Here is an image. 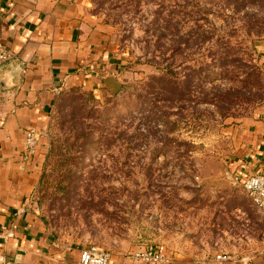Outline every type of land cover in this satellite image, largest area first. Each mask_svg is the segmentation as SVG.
I'll return each mask as SVG.
<instances>
[{"label":"rangeland","instance_id":"1","mask_svg":"<svg viewBox=\"0 0 264 264\" xmlns=\"http://www.w3.org/2000/svg\"><path fill=\"white\" fill-rule=\"evenodd\" d=\"M88 1L90 13L108 26V47L116 58L106 68L110 79L99 86L60 90L48 125L64 120L67 133L73 114L75 120H81L90 113L83 92L91 91L103 103L121 84L155 72L153 66L143 63L147 59L160 64L173 61L182 68L188 63L183 62L184 56L193 53L200 61L205 29L222 22L209 10L210 4L222 0H140L139 6L130 0ZM258 18L264 22V10ZM165 19L170 20L167 26ZM2 32L0 21V38ZM246 37L239 28L233 39L241 43ZM256 49L261 82L252 80L250 65L244 62L233 68L229 79L205 87L229 89L243 98L249 93H264V38L257 39ZM117 60L121 64L114 68ZM232 105L235 116L222 123H210L200 130L180 125L171 134L177 138L174 148L159 153L140 152L148 146L146 142L134 148V143L106 134L117 128L114 121L101 124L87 140L86 152L75 153L70 163L55 172L57 180L65 173L66 181L47 177L36 184L33 202L48 232L64 246H98L110 253H127L139 244L162 246L171 257L174 252L246 257L260 251L264 247V219L231 175L239 153L237 126L264 101L248 106L246 100L239 99ZM198 108L215 109L209 104ZM89 122L86 119L80 127L88 129Z\"/></svg>","mask_w":264,"mask_h":264},{"label":"crops","instance_id":"2","mask_svg":"<svg viewBox=\"0 0 264 264\" xmlns=\"http://www.w3.org/2000/svg\"><path fill=\"white\" fill-rule=\"evenodd\" d=\"M89 5L88 0H0V41L10 56L0 66V251L14 264H78L80 249L56 241L33 202L48 138H42L31 160L22 161L21 153L27 128L47 129L62 88L93 89L110 79L106 68L116 57L108 47V26ZM237 128L239 153L232 173L264 174V105ZM22 206L26 211L17 215ZM144 247L114 251L109 264H137L132 254ZM216 254L174 252L171 264H215ZM222 264H264V247Z\"/></svg>","mask_w":264,"mask_h":264},{"label":"trees","instance_id":"3","mask_svg":"<svg viewBox=\"0 0 264 264\" xmlns=\"http://www.w3.org/2000/svg\"><path fill=\"white\" fill-rule=\"evenodd\" d=\"M130 1L139 6L140 0ZM209 10L215 11L222 22L219 26L211 24L209 29H205V47L200 61L192 57L193 53L189 54L190 57L184 56L183 62L188 63L182 68L180 63L175 64L173 61L165 60L160 64L147 59L143 63L153 66L155 72L143 79L121 84L120 90L107 96L103 103L91 91L83 92L87 96V103H90V113L81 120H75L77 116L73 114L68 133L64 129V120L56 119L49 123V144L38 176L40 182L47 177L56 181L55 172L65 163H70L75 153L86 152L87 140L100 130L101 124L110 125L114 121L117 128L106 134L125 139L128 144L134 143V148L146 142L148 146L139 149L143 150L140 152L159 153L174 148L177 138L171 134L180 125L200 130L210 123H222L234 117L231 106L239 99L243 102L246 100L248 106L259 105L264 101L263 92L249 93L243 98L241 93H231L229 89L209 90L205 87L208 83L229 79L233 68L244 62L250 65L251 72L248 75H252V80L261 82L262 71L257 61L260 54L256 42L264 38L261 37L264 22L258 18L264 10L263 0H222L210 4ZM164 21L166 26L170 22L169 19ZM239 28L246 33L247 37L243 40L246 43L233 39ZM230 30L233 32L230 33ZM180 46L181 42L176 47ZM200 87L201 91L198 90ZM200 104H209L215 109H200ZM86 119L90 120L86 125L88 129L80 127ZM68 168L72 169V166ZM59 177L57 182L66 181L67 175L62 173Z\"/></svg>","mask_w":264,"mask_h":264},{"label":"built area","instance_id":"4","mask_svg":"<svg viewBox=\"0 0 264 264\" xmlns=\"http://www.w3.org/2000/svg\"><path fill=\"white\" fill-rule=\"evenodd\" d=\"M9 53L3 43L0 42V61L9 58ZM47 129L37 127H29L24 132L23 150L21 153L22 161H29L37 153V149L42 138H48ZM231 179L234 183H239L247 196L251 199L254 206L264 219V174L255 173L245 177L238 174H232ZM26 211V207L22 206L17 209L16 214H22ZM12 227L7 232L8 236H12ZM6 228L5 226L3 227ZM133 258L137 264H171L172 257L159 245H150L133 252ZM231 255L226 253H217L214 257L215 264H222L226 260H230ZM110 252L98 246L84 247L80 249L78 264H109ZM0 264H14L8 259L3 252L0 251Z\"/></svg>","mask_w":264,"mask_h":264}]
</instances>
